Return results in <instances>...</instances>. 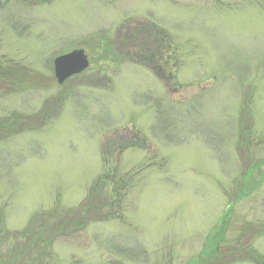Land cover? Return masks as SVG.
Here are the masks:
<instances>
[{"label":"rangeland","instance_id":"obj_1","mask_svg":"<svg viewBox=\"0 0 264 264\" xmlns=\"http://www.w3.org/2000/svg\"><path fill=\"white\" fill-rule=\"evenodd\" d=\"M1 69L0 232L79 215L105 159L132 178L43 264L264 261V0H0Z\"/></svg>","mask_w":264,"mask_h":264},{"label":"trees","instance_id":"obj_2","mask_svg":"<svg viewBox=\"0 0 264 264\" xmlns=\"http://www.w3.org/2000/svg\"><path fill=\"white\" fill-rule=\"evenodd\" d=\"M10 76L11 72L9 70H0L1 83H5V80ZM134 140L136 141L137 139ZM131 147H134V144ZM104 148L106 150L107 146ZM102 155L103 157L105 156L104 153ZM106 161L107 159L103 161L105 168ZM104 169L93 183L94 185L88 188L84 204L80 207L83 210H81L79 215L71 212H63L64 214L58 215L59 213L54 210L45 218L39 216V220L36 218L33 220L35 223L28 225L23 231L17 232L16 234L11 235V233L1 231L0 253L5 252L7 254L2 256V264H33V260L34 264H43L44 261L57 260L58 257L54 255L55 253L53 251V245L57 239L66 238L69 234H74L85 229L86 224L90 222H106L108 220L121 219L120 208L122 202L120 203L119 194L122 187L118 188V186L122 183H129L131 174L126 173L123 179L117 181L115 177H112L114 171L109 174ZM132 176L134 175L132 174ZM214 237L220 239L221 236L215 235ZM4 241L9 242L8 244H4ZM217 249V242L211 243L204 252V255L201 254V258L206 257V259L212 261L209 259V256L213 254L218 258L215 260H222L226 255L228 257L231 256L233 252V250L227 252ZM201 258H199V262ZM25 260L26 263H23ZM249 260L254 264H264V261L258 254L256 256L252 255V259Z\"/></svg>","mask_w":264,"mask_h":264},{"label":"water","instance_id":"obj_3","mask_svg":"<svg viewBox=\"0 0 264 264\" xmlns=\"http://www.w3.org/2000/svg\"><path fill=\"white\" fill-rule=\"evenodd\" d=\"M89 67L88 58L83 50H75L61 55L53 61L54 78L58 85L73 76H77Z\"/></svg>","mask_w":264,"mask_h":264}]
</instances>
